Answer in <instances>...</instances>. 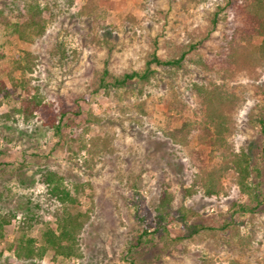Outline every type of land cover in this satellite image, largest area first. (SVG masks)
<instances>
[{"label": "rangeland", "instance_id": "rangeland-1", "mask_svg": "<svg viewBox=\"0 0 264 264\" xmlns=\"http://www.w3.org/2000/svg\"><path fill=\"white\" fill-rule=\"evenodd\" d=\"M88 1L74 0L72 11H80ZM94 1L103 6L102 18L119 27L114 37L118 47L108 64L115 72L141 68L153 38L158 40V53L163 58L179 56L190 43L197 46L188 54L184 68L174 80L163 83L154 80L142 94L135 90L118 98L104 89L94 92L104 66L103 58L109 55L107 49L95 44L89 49L79 34L63 32L69 52L82 51L77 65L54 64L47 58L41 42L29 45L14 36L4 44L8 56L29 47L36 50L39 57L31 74L32 82L47 101L56 106L64 104L68 121L73 122L69 121L59 136L43 125L40 115L30 121L0 123V146L7 150L4 158L31 160L33 167L27 178L33 176L35 180L33 184L28 181L21 185L13 178L7 181L4 190L0 175L2 203L7 210L18 211L6 227V239L0 245L5 248L0 264H129L132 260L135 264H264V201L253 210L233 207V202L250 201L240 192L231 172L224 175L219 195L205 196L202 191L190 195L186 188L196 168L188 159L186 147L172 144L166 134L170 125L202 117L194 82L220 85L223 95L232 100L227 112L229 128L225 145L213 154L207 153L206 158L221 162L223 153L250 152L262 171L259 174L254 171L251 179L259 182L264 191L261 157L264 135L251 117L256 105L264 104V57L257 58L241 47L236 49L237 44L231 39L234 26L239 23L235 12L219 9L222 0ZM110 1L112 6L108 4ZM214 11H220L215 29L209 15ZM129 13L136 16L131 24L133 32L126 30ZM1 30L0 26L2 42ZM49 32L54 34L55 28ZM261 40L253 37L251 41L258 45ZM2 47L0 44V50ZM86 94L90 95L88 100L84 99ZM139 97L147 101L146 112L136 106ZM177 99L180 101L176 104ZM7 108L5 103L2 110ZM77 110H81L80 115ZM87 126L89 130L85 132ZM195 134L187 144L189 148L199 146ZM94 137L98 139L94 146L96 153L92 155L83 144L88 141L87 146H91L89 139ZM85 160L92 169L81 166ZM175 162L182 163L181 170L175 169ZM46 167L60 171L66 181L79 179L90 184L86 196L80 199L81 208L89 213L80 234L81 255L53 261L52 254L47 253L43 258L20 260L8 245L17 236L20 213L29 206L27 196L33 200L42 198L45 186L38 171ZM164 175L175 192L174 208L191 207L189 223L202 226L192 237L180 238L181 234H187L180 219H168L160 227L154 221L159 181ZM144 216L153 224L147 236L149 244L136 245L146 223L142 221ZM39 234L37 227L33 235Z\"/></svg>", "mask_w": 264, "mask_h": 264}, {"label": "trees", "instance_id": "trees-1", "mask_svg": "<svg viewBox=\"0 0 264 264\" xmlns=\"http://www.w3.org/2000/svg\"><path fill=\"white\" fill-rule=\"evenodd\" d=\"M225 3L218 4L219 9L233 11L239 21L235 27V33L231 39L237 47L246 49L251 55L264 57V0H225ZM74 0H0V26L2 27V42L0 50V123L5 125L9 122H19L21 119L30 121L37 115L42 117V123L53 130L54 134L60 135L65 125H68V110L66 106L57 105L47 101L40 92V88L32 82L31 74L35 72L39 54L35 49L28 48L22 50L20 54L8 56L3 48L4 44L12 41L14 36L19 37L29 45L41 42L45 46L47 58L57 65H77L82 51L72 49L70 52L64 40V33L72 32L84 37L83 44L89 49L103 47L107 49L108 55L103 58L104 66L98 78V86L94 92L111 91L118 98L137 90L142 94L147 86L153 85L154 80L160 83L167 80H174L184 68L188 54L196 44L190 43L179 56L163 58L159 55L158 40L153 38V45L147 50L146 58L141 68H133L115 72L109 67L111 57L118 47V35L116 31L119 27L116 23L105 21L102 18L103 6L88 1L78 12L72 11ZM109 6L113 2H108ZM212 18L214 29L219 24L220 11L209 14ZM128 21V24L125 22ZM124 22L126 30L133 32L131 25L136 21V16L129 13ZM55 28V33L50 34V28ZM126 31V32H127ZM213 30L208 31L211 34ZM64 32V33H63ZM253 37H260L261 43L252 44ZM47 42V44H46ZM250 45V48H249ZM230 46L232 44L230 43ZM233 51L234 48H231ZM195 88L199 93V107L202 117L194 122L185 119L180 125H170L166 128V134L172 144L183 148L186 147V154L189 161L194 165L196 171L192 175L191 184L186 191L191 195L194 191H202L205 196L219 195L223 188V177L231 172L233 179L240 192L245 195L250 203L237 204L241 209H254L264 201V191L259 182L252 181L253 172L262 173L256 166L250 152L242 150L232 152L227 155L221 154V162H214L206 158L207 153L213 154L225 145V133L228 130V114L231 106V99L223 95L220 85L213 84L198 85ZM155 85V84H154ZM136 86L138 88L136 89ZM84 96L88 100L90 95ZM136 106L143 112L147 111L146 103L142 98H137ZM177 104L180 99L174 100ZM182 103L186 101L181 99ZM7 104L8 108L2 110V106ZM257 110V111H256ZM256 110L252 112V119L259 125L264 135V104L256 105ZM77 115L81 110L76 111ZM89 126L85 128V132ZM196 133V134H195ZM199 141L198 148H189L188 143L193 135ZM10 139V137H9ZM96 139L90 138L92 145L85 141L83 147L90 154L95 155ZM5 146H0V165L3 172L2 186L5 190L7 181L16 178L21 185L33 184V176L28 177V172L32 169V161L29 159L6 160ZM210 156V155H209ZM261 157L264 160V142L261 146ZM94 161V160H93ZM85 169H92L88 160L82 164ZM177 171L182 169V163L173 164ZM39 176L45 186L42 198L33 200L27 196L28 205L20 213L21 217L17 226V236L9 243L8 247L13 250L20 260H33L43 258L45 254L51 253L53 261H65L81 255L80 234L83 232L89 219V213L81 208L80 199L86 196V189L90 184L79 179L66 181V176L60 171L50 167L40 168ZM160 193L157 205L155 206V223L160 227L168 219H180L187 234L181 237H192L197 234L202 226L196 223H189L188 211L191 207L181 206L174 208L175 192L170 189L171 181L166 175L160 179ZM4 192V191H3ZM3 194L0 191V245L6 239V227L18 215V211L6 209L3 205ZM252 204H254L252 206ZM146 221L139 233L136 245L142 242L148 243L147 236L152 222L143 217ZM39 227V237L34 236V230ZM151 242V240H150ZM5 248L0 247V256ZM129 264H135L134 260Z\"/></svg>", "mask_w": 264, "mask_h": 264}]
</instances>
